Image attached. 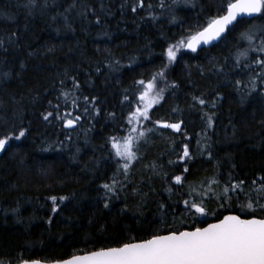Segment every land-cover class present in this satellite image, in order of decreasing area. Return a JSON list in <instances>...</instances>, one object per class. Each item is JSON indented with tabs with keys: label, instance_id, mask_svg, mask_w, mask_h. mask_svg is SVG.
Segmentation results:
<instances>
[{
	"label": "trees",
	"instance_id": "obj_1",
	"mask_svg": "<svg viewBox=\"0 0 264 264\" xmlns=\"http://www.w3.org/2000/svg\"><path fill=\"white\" fill-rule=\"evenodd\" d=\"M72 2L57 0L59 7L51 6L43 13L37 9L29 15L24 7L26 0H0V12L14 16L7 19L0 15V39L6 40L4 47L8 49H0V138L18 134L21 127L28 129L25 137L11 141L0 152L2 263L66 259L101 247L148 239L157 231L165 234L166 225L180 230L203 227L229 210L219 209L215 199L207 200L210 214L194 219L177 201L187 198L193 188L197 192L207 189L213 178L222 186L229 172L248 181L249 188L258 187L251 181L264 175V95L258 91L241 104L233 84L245 75L237 70L225 76L215 67L223 64L228 72L236 46L243 44L239 33L247 24L264 23L259 18L241 19L218 44L178 53L167 69L169 83L178 87L167 89L165 99L155 106L151 116L153 121L182 119V130L177 133L160 129L142 139L140 159L134 162L127 179L122 172L115 176L124 186L118 191L119 198L113 197L110 207L104 208L103 189L99 186L111 183L117 172L116 159L109 155L111 145L106 141L110 136L127 135L125 117L131 105L122 103L126 90L130 96L136 93L138 86L133 82L149 79L166 63L162 53L168 44L189 30L195 31L207 18L223 14L222 5L226 6L227 0H163L164 8L159 7L161 0H145L146 6L152 5L156 19L147 7L133 13L131 7L136 0H103L111 14L100 11L101 0H76L77 8L67 13V24L61 16L52 19ZM82 3L96 9L101 17L99 25L95 23L96 14L89 12L87 18L77 14ZM13 31L18 39L9 44L7 36ZM116 60L120 62L119 70L113 71L108 64ZM97 66L100 72H96ZM5 71L11 75L4 77ZM71 77L81 85L74 93L80 98L79 109L71 105ZM61 80L63 90L70 92L67 103L61 96ZM159 87H164L163 83ZM201 95L209 101L207 106L191 107L192 97ZM83 96L99 98L101 114L95 119L84 117L71 130L57 119L43 121L41 114L52 111V105L57 104L61 113L69 110L79 115L85 106ZM174 108L181 111L173 112ZM205 113L213 115L211 128L203 118ZM66 136L71 140H65ZM198 140L200 147L209 146L211 160L207 150L203 156L197 151ZM57 141L65 143L61 146ZM173 142L175 151L171 150ZM183 143L189 145L194 159L188 164L190 171L181 187L170 178L181 174L184 165H169L168 161L177 160ZM169 187L172 192L166 191ZM212 187L219 191L216 185ZM53 195L71 197L55 214L50 211L48 199ZM246 202L241 195L236 205ZM160 203L170 206L166 224L161 223ZM173 205L175 216L171 214ZM126 206L127 210L121 212ZM212 211H216L215 216ZM231 213L241 214L235 205ZM50 215L51 224L47 222Z\"/></svg>",
	"mask_w": 264,
	"mask_h": 264
},
{
	"label": "snow or ice",
	"instance_id": "obj_2",
	"mask_svg": "<svg viewBox=\"0 0 264 264\" xmlns=\"http://www.w3.org/2000/svg\"><path fill=\"white\" fill-rule=\"evenodd\" d=\"M176 2V0H173ZM187 2V0H185ZM51 6L59 7L57 0H26L24 7L28 10L29 15L39 9L41 13ZM149 9V15L152 19H156L151 13L152 5H145V0H136L132 5L131 11L137 12L138 8ZM159 7L164 8L163 0ZM224 13L209 17L204 25H198L195 31L189 30L186 35H182L174 43H169L167 48L162 53L166 57L164 63L158 70H156L149 79H139L133 83L138 86L136 93H127L123 96L122 103L127 102L131 107L125 117L128 125L127 135L125 136H110L107 138V143L111 145L109 155L116 159L117 172L113 174L111 183H103L99 187L103 189V199L105 200L104 208L110 207V201L119 198L118 191L123 190V185L115 178L117 174L122 172L127 179V174L132 168L134 162L140 159L138 155L139 144L142 139H146L148 134H155L160 129H172L179 133L182 130L184 121L169 122L165 120H152L151 112L155 106L160 105L165 99V92L168 88H177L174 82L169 83L167 79V69L177 60L178 53L182 49H188L196 52L198 48L212 44L225 37L227 32L234 28L239 19H261L264 20V0H227L226 6H223ZM77 8L76 0H73L63 12H57L52 16L53 20L57 16L63 17L65 23L68 22L67 13ZM124 4H121V9ZM100 11L111 14L103 0L100 3ZM89 12L96 14V9L88 3H82L78 15L87 18ZM0 15H5L7 19H14V16L0 12ZM143 19V17H142ZM175 20V17L172 18ZM96 24L101 23L100 15L96 14ZM71 28V25L68 24ZM107 35V33H104ZM17 33L11 32L7 36V42L14 44L16 42ZM238 39L243 44L236 46V51L233 54V65L228 72H225L223 64L215 66L216 71L228 76L229 73H235L237 70L245 75L244 79H236L234 81V90L239 93L240 103L244 104L254 93L264 95V23L261 24H247L246 27L239 33ZM5 39H0V49L5 52L8 51L4 47ZM51 50V49H50ZM34 53H29L33 55ZM119 60L109 63L108 67L113 71L119 70ZM20 67L24 68L23 62ZM100 72L99 66L95 69ZM4 77L11 75L10 71L2 73ZM72 89L71 105L73 109H79L81 106L77 102L80 98L76 97L74 93L79 91L81 85L76 77H71ZM61 96L64 97L65 102H68L70 92L63 90L64 81L61 80ZM163 83L164 87H159ZM220 94L217 93V96ZM193 104L191 107L199 105L201 107L207 106L209 103L203 95L193 96ZM84 107L79 115H74L73 111H60V105H52V111H46L41 114L43 121L51 123L52 119H57L62 122V126L66 129H74L78 126L84 117L95 119L101 114V108L98 106L101 102L96 96L89 98L83 96ZM91 105V108L88 107ZM215 107V103H212ZM173 112L179 113L181 110L174 108ZM111 118H115L114 113H109ZM206 120L208 128L213 127V115L207 113L203 117ZM144 122H151L152 127H148ZM264 123V121H261ZM28 132L27 128L21 127L18 134H8L0 138V152L6 150V146L13 140H20L25 137ZM65 140L70 141L71 137L66 136ZM59 145L63 146L65 141H57ZM197 151L201 156L205 154L208 145L200 147V141H197ZM175 151V144L171 149ZM79 151V149H77ZM207 157L209 160L213 158V153L207 150ZM194 159L193 153L190 151L189 145L183 143L180 152L177 153V160H169V165L183 163L184 167L181 174L174 175L170 179L174 181L175 185L183 187L186 181V175L190 169L188 164ZM217 168H219V161H217ZM236 166L233 164L232 168ZM165 178L168 179L165 173ZM216 185L219 191L212 187ZM251 185L258 187H248V181L239 179L233 176L231 172L228 174V179L221 182L213 178L209 181V187L199 192L192 189L187 198L177 201L182 204L184 212L193 216V218L207 217L210 212L206 201L215 199L219 202L218 208L229 210L230 214L223 215L222 218H217L216 222L208 223L205 227H193L191 230L185 228L184 230L173 229L172 226L166 225L167 231L165 234H152L148 239L133 242H125L118 247H101L98 250L88 252L83 255L73 254L67 259H58L49 264H264V175L251 181ZM172 192V188L166 189ZM255 193V194H253ZM74 195V194H73ZM243 195L246 203L236 205ZM71 197L61 195L59 197L53 195L48 199L51 200L52 207L50 209L52 214L60 210V205L69 200ZM237 206L241 214H231L233 207ZM161 212V223L166 224V217L169 214L170 206L165 203L159 204ZM127 210V206L121 209V212ZM15 211V210H14ZM175 206H171V214L175 216ZM257 213H260L258 216ZM211 215L215 216L216 211H212ZM247 216L248 218H242ZM52 215L48 218V223H52ZM2 264V262H0ZM21 264H45L39 259L22 260Z\"/></svg>",
	"mask_w": 264,
	"mask_h": 264
},
{
	"label": "water",
	"instance_id": "obj_3",
	"mask_svg": "<svg viewBox=\"0 0 264 264\" xmlns=\"http://www.w3.org/2000/svg\"><path fill=\"white\" fill-rule=\"evenodd\" d=\"M249 19H251V18H249ZM239 20H241V19H239ZM222 39H223V38H222ZM222 39H220V40H218V41H214L212 44L204 45V46L198 48L197 51H199V50H201V49H204V48H210V47H212V46L218 44L219 42H221ZM186 51L192 52L191 50H188V49H186ZM68 130H71V129H68ZM228 214H230V213H228ZM228 214H226V215H228ZM231 214H236V213H231ZM242 218H248V217H242ZM214 222H216V221H214ZM214 222H211V223H214ZM205 226H207V225H205ZM205 226H203V227H205ZM188 230H191V229H188ZM117 247H118V246H117ZM86 253H88V252H86ZM86 253H81V254H77V255H83V254H86ZM69 258H70V257H69ZM66 259H67V258H66ZM29 261H31V260H29ZM41 261H42V262H45V264H49V262H52V261L47 262V261H43V260H41ZM2 264H9V263H2ZM16 264H21V262L16 263Z\"/></svg>",
	"mask_w": 264,
	"mask_h": 264
}]
</instances>
